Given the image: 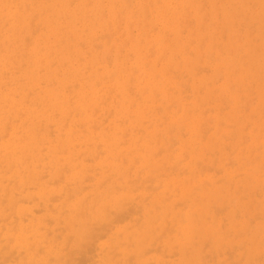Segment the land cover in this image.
Listing matches in <instances>:
<instances>
[{"label": "rangeland", "instance_id": "obj_1", "mask_svg": "<svg viewBox=\"0 0 264 264\" xmlns=\"http://www.w3.org/2000/svg\"><path fill=\"white\" fill-rule=\"evenodd\" d=\"M70 1L71 3H69ZM238 1L240 2L238 3ZM106 33L108 36L104 35ZM0 36V93H2L0 95V201L3 199L0 202V264H58V262L59 264H68V262L64 263L66 260L70 261L69 264H78V261H85L79 264H124L126 261L128 263L125 264H201L202 260L203 264H220L221 262V264H232L233 262H235L233 264H264V0H145V2L144 0H0ZM105 37L110 39L106 38V40ZM107 41L108 43H106ZM107 53L109 55L104 56ZM217 53L219 56H216ZM239 58L241 59L239 60ZM184 72L186 78L182 77L185 75ZM111 73L113 76L110 75ZM110 76L111 78H109ZM206 82L207 84H205ZM159 83L160 85H158ZM143 90L145 91L143 92ZM230 92L231 94H229ZM46 101L51 105H48ZM245 101L247 105L244 103ZM203 109L207 110L203 111ZM109 110L111 113L108 112ZM218 124L220 125L218 126ZM234 126L236 127L234 128ZM254 126L256 127L254 128ZM262 129L263 131H261ZM249 134L251 135L249 136ZM11 138L12 140L16 139L12 141ZM241 138L246 139L242 140ZM15 141L20 144L16 145ZM8 145L11 146L7 147ZM2 146H5L7 150ZM158 148L163 152H160ZM12 150H15L14 153L17 152V154H14ZM187 150H190V153ZM231 151L234 152L231 154ZM7 154L10 156L8 157ZM228 155H230L229 159H227ZM198 162L203 166L202 168L197 164ZM206 169L211 170L209 172ZM109 172L111 176H109ZM57 176L58 178H56ZM131 181H135L134 184ZM81 182L86 188L80 185ZM107 186L110 189L107 190L109 188ZM116 186L119 187V190ZM138 186L141 188L138 189ZM142 187H144V191ZM155 188L158 189L155 190ZM248 188L251 190L249 191ZM62 189L64 190L62 191ZM152 190L153 192H151ZM241 190L245 193H242ZM150 192L151 194H149ZM55 194H58V197ZM71 194L73 195L71 196ZM244 194L246 199L243 198ZM110 196H114V198ZM147 196L148 198H146ZM121 200L122 202H120ZM207 200H209L208 203ZM226 200L231 201V204ZM167 205L169 208L166 207ZM135 206L140 208L135 209ZM152 207L153 210H151ZM155 207L157 208L154 209ZM225 207L227 208L224 210ZM104 209L106 210L104 211ZM133 209L136 212H133ZM79 210L81 211L79 212ZM62 211L64 212L62 213ZM66 211L67 213H65ZM165 211L169 214L167 215ZM123 212L126 214L124 215ZM88 214H90L89 217ZM256 214L263 215V217L257 215V218ZM194 216L196 220H194ZM245 217V220H248L244 223ZM12 218H16V220ZM91 219L92 221H90ZM115 220L117 223L113 224ZM69 224L71 225L68 226ZM80 224H83L82 227H85L86 230ZM186 224H190L191 229H188L189 226L187 227ZM16 225L20 228L15 227ZM106 225H109L110 228ZM135 225L136 227H134ZM170 226L171 229H169ZM82 229L84 231L81 234L82 238L76 240L78 236L80 237L78 232H82ZM98 230L100 235L102 233L100 236L102 239L98 238ZM31 231H33V235L34 232L35 234L38 232L36 236L34 235V240H32L34 236L29 235V232L32 233ZM90 232L95 233L91 234ZM86 234L92 235L90 236L92 240L89 237L86 239ZM23 235L31 239L27 237L28 240H26ZM161 235H164L163 240ZM237 235L239 236L237 237ZM19 236L21 242L18 244ZM84 238L88 242L83 240ZM186 238L188 239L186 240ZM79 240L80 242H78ZM175 240L176 242H174ZM25 241L27 244L31 243L30 246H26ZM206 241L208 242L206 243ZM6 243L13 245H7L8 248ZM15 245L16 248L20 247L16 249ZM32 245L33 249H29V253L27 250ZM21 246H23L22 248L27 247V250L21 249ZM136 246H138L137 249ZM43 247L46 252L43 251ZM115 247L118 249L115 250ZM10 248L15 250L11 251ZM38 248L43 249L39 250ZM86 248L88 249L87 254L84 252ZM164 248H166L165 251ZM208 249L213 252L211 253ZM16 250H20L22 253L20 251L15 253ZM36 250L41 251L38 252V256L35 255ZM32 251H34L32 255L37 256L36 259L31 255ZM108 251H113V253ZM228 251L232 255L228 253V256ZM75 252L76 254H74ZM4 253H8L7 256L5 254L6 258L9 256L7 261L6 258L2 259L5 256L1 254ZM24 253L27 254V257ZM200 256L202 257L200 258ZM80 257L82 260H79ZM258 257L260 258L258 259ZM225 258L226 260H224ZM10 260L11 262H9ZM212 260H215L214 263Z\"/></svg>", "mask_w": 264, "mask_h": 264}, {"label": "bare ground", "instance_id": "obj_2", "mask_svg": "<svg viewBox=\"0 0 264 264\" xmlns=\"http://www.w3.org/2000/svg\"><path fill=\"white\" fill-rule=\"evenodd\" d=\"M129 1H130V0H129ZM144 2H145V0H144ZM213 2H214V1H213ZM219 2H220V1H219ZM239 2H240V1H238V3H239ZM69 3H71V1H70ZM69 3H68V4H69ZM89 3H90V2H89ZM156 3H157V2H156ZM243 3H244V2H243ZM101 4H102V3H101ZM127 4H128V2H127ZM127 4H126V5H127ZM201 4H202V3H201ZM214 4H215V3H214ZM24 5H25V4H24ZM86 5H87V4H86ZM139 5H140V4H139ZM212 5H213V4H212ZM231 5H232V4H231ZM241 5H243V4H241ZM251 5H252V4H251ZM100 6H101V5H100ZM158 6H159V5H158ZM164 6H165V5H164ZM198 6H199V5H198ZM103 7H104V6H103ZM126 7H127V6H126ZM128 7H129V5H128ZM124 8H125V7H124ZM138 8H139V7H138ZM199 8H200V7H199ZM224 8H225V7H224ZM47 9H48V8H47ZM127 9H128V8H127ZM127 9H126V10H127ZM143 9H144V8H143ZM167 9H168V8H167ZM130 10H131V9H130ZM163 10H164V9H163ZM214 10H215V9H214ZM249 10H250V9H249ZM26 11H27V10H26ZM140 11H141V10H140ZM197 11H198L197 13H199V10H197ZM41 12H42V11H41ZM85 12H86V11H85ZM112 12H113V11H112ZM116 12H117V11H116ZM206 13H207V12H206ZM22 14H23V13H22ZM41 14H42V13H41ZM108 14H109V12H108ZM140 14H141V13H140ZM145 14H146V13H145ZM234 14H235V13H234ZM246 14H247V13H246ZM35 15H37V14H35ZM198 15H199V14H198ZM3 17H4V16H3ZM115 17H116V16H115ZM131 17H132V15H131ZM185 17H186V16H185ZM33 18H34V17H33ZM99 18H100V17H99ZM35 19H36V18H35ZM126 19H127V18H126ZM145 19H146V18H145ZM194 19H195V18H194ZM197 19H199V18H197ZM202 19H203V18H202ZM1 20H2V19H1ZM199 20H200V19H199ZM131 21H132V20H131ZM213 21H214V20H213ZM213 21H212V22H213ZM30 22H31V21H30ZM201 22H202V21H201ZM216 22H217V21H216ZM218 22H219V21H218ZM202 23H203V22H202ZM214 23H215V22H214ZM235 23H236V22H235ZM242 23H243V22H242ZM129 24H130V23H129ZM197 24H198V23H197ZM200 24H201V23H200ZM200 24H199V25H200ZM248 24H249V23H248ZM5 25H6V24H5ZM29 25H31V24H29ZM141 25H142V24H141ZM149 25H150V24H149ZM222 25H223V24H222ZM228 25H229V24H228ZM231 25H232V24H231ZM244 25H245V24H244ZM3 26H4V25H3ZM37 26H39V25H37ZM139 26H140V25H139ZM143 26H144V25H143ZM168 26H169V25H168ZM223 26H224V25H223ZM255 26H256V25H255ZM126 27H127V26H126ZM172 27H173V26H172ZM208 27H209V26H208ZM232 27H233V26H232ZM239 27H240V26H239ZM251 27H252V25H251ZM2 28H3V27H2ZM29 28H30V27H29ZM145 28H146V27H145ZM145 28H144V30H145ZM185 28H186V27H185ZM185 28H184V30H185ZM214 28H215V27H214ZM214 28H213V29H214ZM244 28H245V27H244ZM249 28H250V27H249ZM258 28H259V27H258ZM34 29H35V28H34ZM41 29H42V28H41ZM153 29H154V28H153ZM186 29H187V28H186ZM215 29H216V28H215ZM250 29H251V28H250ZM199 30H200V29H199ZM232 30H233V29H232ZM247 30H248V29H247ZM42 31H43V29H42ZM127 31H128V30H127ZM180 31H181V30H180ZM180 31H179V32H180ZM182 31H183V30H182ZM200 31H201V30H200ZM248 31H249V30H248ZM253 31H254V30H253ZM22 32H23V31H22ZM35 32H36V30H35ZM128 32H129V31H128ZM184 32H185V31H184ZM191 32H192V30H191ZM226 32H227V31H226ZM249 32H250V31H249ZM85 33H86V32H85ZM164 33H166V32H164ZM245 33H246V32H245ZM218 34H219V32H218ZM30 35H31V33H30ZM104 35H105V36H108L107 33L104 34ZM104 35H103V36H104ZM139 35H140V34H139ZM145 35H146V34H145ZM164 35H165V34H164ZM197 35H198V34H197ZM109 36H110V35H109ZM111 36H112V35H111ZM146 36H147V35H146ZM188 36H189V35H188ZM0 37H1V36H0ZM68 37H70V36H68ZM141 37H142V36H141ZM141 37H140V38H141ZM228 37H230V36H228ZM26 38H28V37H26ZM106 38H109V37H105V39H106ZM146 38H147V37H146ZM213 38H214V37H213ZM219 38H220V37H219ZM247 38H248V36H247ZM69 39H71V38H69ZM100 39H101V38H100ZM102 39H103V38H102ZM109 39H110V38H109ZM114 39H116V38H114ZM138 39H139V38H138ZM106 40H107V39H106ZM132 40H133V39H132ZM253 40H254V39H253ZM29 41H30V40H29ZM95 41H96V40H95ZM258 41H259V40H258ZM16 42H17V41H16ZM24 42H25V41H24ZM89 42H90V41H89ZM130 42H131V40H130ZM148 42H149V41H148ZM148 42H147V43H148ZM220 42H221V41H220ZM263 42H264V41H263ZM27 43H28V42H27ZM27 43H26V44H27ZM106 43H108V41H107ZM106 43H105V44H106ZM133 43H134V41H133ZM138 44H139V43H138ZM78 45H79V44H78ZM81 45H83V44H81ZM92 45H93V44H92ZM94 45H95V44H94ZM207 45H208V44H207ZM230 45H231V44H230ZM79 46H80V45H79ZM97 46H98V45H97ZM97 46H96V47H97ZM152 46H154V45H152ZM152 46H151V47H152ZM223 46H224V45H223ZM23 47H24V46H23ZM119 47H120V46H119ZM184 47H185V46H184ZM211 47H212V45H211ZM175 48H176V47H175ZM209 48H210V47H209ZM228 48H229V47H228ZM236 48H238V47H236ZM253 48H254V47H253ZM253 48H252V49H253ZM173 49H174V48H173ZM210 49H211V48H210ZM238 49H239V48H238ZM263 49H264V48H263ZM95 50H96V49H95ZM97 50H98V49H97ZM99 50H100V49H99ZM111 50H112V49H111ZM118 50H119V49H118ZM147 50H148V49H147ZM185 50H186V49H185ZM207 50H208V48L206 49V51H207ZM178 51H179V50H178ZM209 51H210V50H209ZM233 51H234V50H233ZM235 51H236V49H235ZM235 51H234V52H235ZM259 51H260V50H259ZM110 52H111V51H110ZM118 52H120V51H118ZM217 52H218V50H217ZM225 52H226V51H225ZM228 52H229V51H228ZM236 52H237V51H236ZM176 53H177V52H176ZM184 53H185V52H184ZM198 53H199V52H198ZM237 53H238V52H237ZM128 54H129V53H128ZM128 54H127V56H128ZM150 54H152V53H150ZM177 54H178V53H177ZM210 54H211V53H210ZM217 54H218V53H217ZM222 54H223V53H222ZM226 54H227V53H226ZM261 54H262V53H261ZM107 55H109V53H107V54L104 55V56H107ZM145 55H146V54H145ZM178 55H179V54H178ZM235 55H236V54H235ZM241 55H242V54H241ZM241 55H240V56H241ZM116 56H117V55H116ZM116 56H115V57H116ZM127 56H125V57H127ZM150 56H152V55H150ZM216 56H219V54L216 55ZM223 56H224V55H223ZM254 56H255V55H254ZM48 57H49V56H48ZM128 57H129V56H128ZM181 57H182V56H181ZM195 57H196V56H195ZM195 57H194V58H195ZM232 57H233V56H232ZM232 57H231V58H232ZM16 58H17V57H16ZM104 58H105V57H104ZM129 58H131V57H129ZM182 58H184V57H182ZM234 58H235V57H234ZM31 59H32V57H31ZM116 59H117V57H116ZM199 59H200V58H199ZM199 59H198V60H199ZM240 59H241V58H239V60H240ZM250 59H251V58H250ZM260 59H261V58H260ZM101 60H102V58H101ZM124 60H125V59H124ZM143 60H144V59H143ZM194 60H195V59H194ZM216 60H217V59H216ZM224 60H225V59H224ZM234 60H235V59H234ZM102 61H103V63H105L104 60H102ZM117 61H118V60H117ZM196 61H197V60H196ZM199 61H200V60H199ZM253 61H254V60H253ZM41 62H43V61H41ZM124 62H125V61H124ZM148 62H149V61H148ZM185 62H186V60H185ZM146 63H147V62H146ZM149 63H150V62H149ZM178 63H180V62H178ZM253 63H254V62H253ZM30 64H31V62H30ZM107 64H108V62H107ZM185 64H186V63H185ZM217 64H218V63H217ZM233 64H234V63H233ZM236 64H237V63H236ZM255 64H256V63H255ZM14 65H15V64H14ZM62 65H63V64H62ZM124 65H125V64H124ZM175 65H176V64H175ZM196 65H197V64H196ZM250 65H251V64H250ZM32 66H33V65H32ZM32 66H31V67H32ZM131 66H132V65H131ZM173 66H174V65H173ZM177 66H178V65H177ZM192 67H193V66H192ZM133 68H134V67H133ZM173 68H174V67H173ZM193 68H194V67H193ZM247 68H248V67H247ZM88 69H89V68H88ZM130 69H131V67H130ZM219 69H220V68H219ZM219 69H218V70H219ZM132 70L134 71V69H132ZM189 70H190V69H189ZM189 70H188V71H189ZM234 70H235V69H234ZM249 70H250V69H249ZM96 71H97V70H96ZM121 71H122V70H121ZM123 71H124V69H123ZM176 71H177V70H176ZM193 71H194V70H193ZM86 72H87V71H86ZM113 72H115V71H113ZM139 72H140V70H139ZM178 72H179V71H178ZM185 72H186V71H185ZM185 72H184V74H185ZM172 73H173V72H172ZM217 73H218V72H217ZM91 74H92V73H91ZM218 74H219V73H218ZM3 75H4V74H3ZM110 75L113 76L112 73H111ZM193 75H194V74H193ZM256 75H257V74H256ZM6 76H7V75H6ZM111 76H110L109 78H111ZM185 76H186V74H185L184 76H182V77H185ZM194 76H195V75H194ZM182 77H181V78H182ZM185 78H186V77H185ZM188 78H189V77H188ZM193 78H194V77H193ZM258 78H259V77H258ZM117 79H118V78H117ZM129 79H130V77H129ZM142 79H143V78H142ZM102 80H103V79H102ZM133 80H134V79H133ZM182 80H184V79L182 78ZM243 80H244V79H243ZM258 80H260V79H258ZM258 80H257V81H258ZM255 81H256V80H255ZM242 82H243V81H242ZM263 82H264V81H263ZM127 83H130V82H127ZM251 83H252V82H251ZM97 84H98V83H97ZM97 84H96V85H97ZM205 84H207V82H206ZM237 84H238V83H237ZM241 84H242V83H241ZM259 84H260V82H259ZM259 84H258V86H259ZM6 85H7V84H6ZM53 85H54V83H53ZM94 85H95V84H94ZM158 85H160V83H159ZM202 85H203V84H202ZM7 86H8V85H7ZM128 86H129V84H128ZM180 86H181V85H180ZM67 87H68V86H67ZM176 87H177V86H176ZM202 87H203V86H202ZM205 87H206V86H205ZM249 87H250V86H249ZM65 88H66V87H65ZM69 88H70V86H69ZM72 88H73V87H72ZM203 88H204V87H203ZM144 89H145V88H144ZM153 89H154V88H153ZM178 89H179V88H178ZM210 89H211V88H210ZM87 90H88V89H87ZM176 90H177V89H176ZM180 90L182 91V88H181V87H180ZM198 90H199V89H198ZM224 90H225V89H224ZM263 90H264V89H263ZM144 91H145V90H143V92H144ZM231 91H232V90H231ZM246 91H247V90H246ZM45 92H46V91H45ZM47 92H48V91H47ZM143 92H142V93H143ZM154 92H155V91H154ZM174 92H175V91H174ZM236 92H237V91H236ZM8 93H9V92H8ZM28 93H29V92H28ZM42 93H44V92H42ZM50 93H51V92H50ZM107 93H108V92H107ZM159 93H160V92H159ZM180 93H181V92H180ZM182 93H183V92H182ZM248 93H249V92H248ZM1 94H2V93H0V95H1ZM47 94H48V93H47ZM169 94H170V93H169ZM229 94H231V92H230ZM48 95H49V94H48ZM77 95H78V94H77ZM251 95H252V94H251ZM9 96H10V95H9ZM63 96H64V95H63ZM115 96H117V95H115ZM152 96H153V95H152ZM155 96H157V95H155ZM155 96H154V97H155ZM158 96H159V95H158ZM169 96H170V95H169ZM173 96H174V94H173ZM190 96H192V95H190ZM190 96H189V97H190ZM236 96H237V95H236ZM249 96H250V95H249ZM0 97H1V96H0ZM27 97H28V96H27ZM48 97H49V96H48ZM76 97H77V96H76ZM123 97H124V96H123ZM133 97H135V96H133ZM182 97H183V96H182ZM186 97H187V96H186ZM207 97H208V96H207ZM220 97H221V96H220ZM220 97H219V98H220ZM45 98H46V97H45ZM58 98H59V97H58ZM117 98H118V97H117ZM208 98H209V97H208ZM251 98H252V97H251ZM59 99H60V98H59ZM59 99H58V100H59ZM152 99H153V97H152ZM160 99H161V98H160ZM173 99H174V98H173ZM253 99H254V98H253ZM253 99H252V101H253ZM44 100H46V99H44ZM104 100H105V99H104ZM126 100H127V99H126ZM209 100H210V99H209ZM216 100H217V99H216ZM219 100H220V99H219ZM225 100H226V99H225ZM246 100H247V99H246ZM248 100H249V99H248ZM63 101H64V100H63ZM67 101H68V100H67ZM106 101H107V100H106ZM148 101H149V100H148ZM148 101H147V102H148ZM158 101H159V100H158ZM214 101H215V100H214ZM231 101H232V100H231ZM240 101H242V100H240ZM240 101H239V102H240ZM252 101H250V102H252ZM44 102H45V101H44ZM160 102H161V101H160ZM211 102H212V101H211ZM26 103H27V102H26ZM46 103H48V102L46 101ZM51 103H52V102H51ZM59 103H61V102H59ZM62 103L64 104V102H62ZM169 103H170V102H169ZM171 103H172V102H171ZM173 103H174V101H173ZM208 103H209V102H208ZM215 103H216V102H215ZM230 103H231V102H230ZM244 103H246V101H245ZM7 104H8V103H7ZM117 104H118V103H117ZM219 104H220V103H219ZM225 104H226V103H225ZM228 104H229V102H228ZM239 104H240V103H239ZM48 105H51V104L48 103ZM205 105H206V104H205ZM246 105H247V103H246ZM45 106H46V105H45ZM131 106H132V105H131ZM138 106L140 107V105H138ZM168 106H169V105H168ZM171 106H172V105H171ZM171 106H170V107H171ZM238 106H240V105H238ZM62 107H63V105H62ZM62 107H61V108H62ZM68 107H69V106H68ZM166 107H167V106H166ZM206 107H207V106H206ZM223 107H224V106H223ZM240 107H241V106H240ZM242 107H243V106H242ZM36 108H37V107H36ZM48 108H49V106H48ZM65 108H66V107H65ZM156 108H157V107H156ZM156 108H155V109H156ZM238 108H239V107H238ZM261 108H262V107H261ZM49 109H50V108H49ZM63 109H64V107H63ZM68 109H69V108H68ZM157 109H158V108H157ZM194 109H195V108H194ZM213 109H214V108H213ZM218 109H219V108H218ZM246 109H247V108H246ZM158 110H160V109H158ZM204 110H207V109H203V111H204ZM210 110H211V109H210ZM243 110H244V109H243ZM259 110H260V109H259ZM12 111H13V110H12ZM33 111H34V110H33ZM35 111H36V110H35ZM111 111H112V110H111ZM161 111H162V110H161ZM161 111H160V112H161ZM176 111H177V110H176ZM211 111H212V110H211ZM211 111H210V112H211ZM221 111H222V110H221ZM60 112H61V111H60ZM60 112H59V113H60ZM77 112H78V111H77ZM94 112H95V111H94ZM108 112H110V110H109ZM134 112H135V111H134ZM177 112H178V111H177ZM177 112H176V113H177ZM213 112H214V111H213ZM233 112H234V111H233ZM243 112H244V111H243ZM13 113H14V112H13ZM22 113H23V112H22ZM44 113H45V112H44ZM46 113H47V112H46ZM110 113H111V112H110ZM116 113H117V112H116ZM116 113H115V114H116ZM121 113H122V111H121ZM161 113H162V112H161ZM218 113H220V112H218ZM234 113H235V112H234ZM255 113H256V112H255ZM260 113H261V112H260ZM32 114H33V113H32ZM35 114H36V113H34L33 115H35ZM133 114H134V113H133ZM203 114H204V112H203ZM231 114H232V112H231ZM235 114H236V113H235ZM251 114H252V113H251ZM256 114H257V113H256ZM19 115H21V114L19 113ZM60 115H62V114L60 113ZM94 115H95V114H94ZM109 115H111V114H109ZM233 115H234V114H233ZM252 115H253V114H252ZM252 115H251V117H252ZM259 115H260V114H259ZM17 116H18V115H17ZM75 116H76V115H75ZM182 116H183V115H182ZM249 116H250V115H249ZM106 117H107V116H106ZM185 117H186V116H185ZM224 117H225V116H224ZM253 117H254V116H253ZM261 117H262V115H261ZM263 117H264V116H263ZM20 118H21V117H20ZM108 118H109V117H108ZM163 118H164V117H163ZM62 119H63V118H62ZM178 119H179V118H178ZM71 120H72V119H71ZM101 120H102V119H101ZM180 120H181V119H180ZM227 120H228V119H227ZM76 121H77V120H76ZM121 121H122V120H121ZM124 121H125V120H124ZM167 121H168V119H167ZM211 121H212V120H211ZM219 121H220V120H219ZM228 121H229V120H228ZM122 122H123V121H122ZM180 122H181V121H180ZM24 123H25V122H24ZM24 123H23V124H24ZM116 123H117V122H116ZM120 123H121V122H120ZM219 123L221 124V122H219ZM259 123H260V122H259ZM76 124H77V123H76ZM92 124H94V123H92ZM123 124H124V122H123ZM163 124H164V123H163ZM220 124H218V126H219ZM244 124H246V123H244ZM260 124H261V123H260ZM239 125H240V124H239ZM250 125H251V124H250ZM50 126H51V125H50ZM173 126H174V124H173ZM62 127H63V126H62ZM119 127H120V125H119ZM232 127H233V126H232ZM232 127H231V130H232ZM235 127H236V126H234V128H235ZM245 127H246V126H245ZM250 127H251V126H250ZM255 127H256V126H254V128H255ZM262 127H263V126H262ZM1 128H2V127H1ZM3 128H5V127H3ZM39 128H40V127H39ZM82 128H83V127H82ZM149 128H150V127H149ZM171 128H173V127H171ZM178 128H179V127H178ZM239 128H240V127H239ZM252 128H253V127H252ZM18 129H19V128H18ZM48 129H49V128H48ZM57 129H58V128H57ZM64 129H65V128H64ZM79 129H81V128H79ZM95 129H96V127H95ZM97 129H98V128H97ZM153 129H154V128H153ZM167 129H168V128H167ZM176 129H177V128H176ZM176 129H175V131H176ZM179 129L181 130V128H179ZM208 129H209V127H208ZM5 130H6V129H5ZM49 130H50V129H49ZM60 130H61V129H60ZM62 130H63V129H62ZM186 130H187V129H186ZM217 130H218V129H217ZM103 131H104V130H103ZM200 131H202V130H200ZM200 131H199V132H200ZM234 131H235V130H234ZM239 131H240V130H239ZM242 131H243V130H242ZM252 131H253V130H252ZM261 131H263V129H262ZM261 131H260V132H261ZM38 132H39V131H38ZM81 132H82V131H81ZM112 132H113V131H112ZM133 132H134V131H133ZM168 132H169V131H168ZM176 132H177V131H176ZM186 132H187V131H186ZM186 132H185V133H186ZM228 132H229V131H228ZM232 132H233V131H232ZM52 133H55V132H52ZM59 133H60V131H59ZM74 133H75V132H74ZM195 133H196V132H195ZM68 134H69V133H68ZM87 134H88V133H87ZM106 134H107V133H106ZM167 134H168V133H167ZM171 134H172V133H171ZM174 134H175V132H174ZM174 134H173V135H174ZM201 134H202V133H201ZM232 134H233V133H232ZM122 135H124V134H122ZM176 135H177V133H176ZM250 135H251V134H249V136H250ZM22 136H23V135H22ZM62 136H63V135H62ZM126 136H127V135H126ZM126 136H124V137H126ZM165 136H166V135H165ZM197 136H198V135H197ZM197 136H196V137H197ZM199 136H200V135H199ZM236 136H237V135H236ZM46 137H47V136H46ZM60 137H61V136H60ZM157 137H158V136H157ZM168 137H169V136H168ZM168 137H167V138H168ZM200 137H202V136H200ZM233 137H234V136H233ZM80 138H81V137H80ZM160 138H161V137H160ZM171 138H172V137H171ZM181 138H182V137H181ZM190 138H191V137H190ZM211 138H212V137H211ZM222 138H223V137H222ZM259 138H260V137H259ZM13 139H14V138H13ZM15 139H16V138H15ZM15 139H14V140H15ZM133 139H134V138H133ZM162 139L164 140V137H162ZM173 139H174V138H173ZM233 139H235V138H233ZM233 139H232V140H233ZM241 139H242V138H241ZM244 139H246V138H244ZM244 139H242V140H244ZM11 140H12V138H11ZM14 140H12V141H14ZM152 140H153V139H152ZM160 140H161V139H160ZM202 140H203V139H202ZM255 140H256V138H255ZM19 141H20V138H19ZM59 141H60V140H59ZM113 141H114V140H113ZM155 141H156V140H155ZM166 141H169V140H166ZM170 141H172V140L170 139ZM170 141H169V142H170ZM184 141H185V140H184ZM247 141H248V140H247ZM6 142H7V141H6ZM21 142H22V141H21ZM63 142H64V141H63ZM218 142H219V140H218ZM244 142H245V141H244ZM10 143H11V141H10ZM12 143L14 144V142H12ZM15 143H16V145H17V144H20L19 142L17 143L16 141H15ZM51 143H52V142H51ZM65 143H66V142H65ZM155 143H156V142H155ZM166 143H167V142H166ZM213 143H214V142H213ZM241 143H242V141H241ZM241 143H240V144H241ZM245 143H246V142H245ZM245 143H244V144H245ZM255 143H257V142H255ZM2 144H3V143H2ZM111 144H112V143H111ZM117 144H118V143H117ZM124 144H126V143H124ZM124 144H123V145H124ZM232 144H233V143H232ZM3 145H4V144H3ZM5 145H7V144L5 143ZM16 145H15V146H16ZM28 145H29V144H28ZM43 145H44V144H43ZM119 145H120V144H119ZM170 145H171V144H170ZM10 146H11V145H10ZM10 146L8 145L7 147H10ZM26 146H27V145H26ZM95 146H96V145H95ZM102 146H103V145H102ZM150 146H151V145H150ZM167 146H168V145H167ZM256 146H257V145H256ZM2 147H5V146H2ZM2 147H1V149H2ZM22 147H23V145H22ZM53 147H54V146H53ZM61 147H62V146H61ZM76 147H78V146H76ZM87 147H88V146H87ZM99 147H101V146H99ZM117 147H118V146H117ZM136 147H137V146H136ZM188 147H189V146H188ZM227 147H228V146H227ZM231 147H232V146H231ZM12 148H14V147H12ZM23 148H24V147H23ZM64 148H65V146H64ZM69 148H70V147H69ZM69 148H68V149H69ZM80 148H81V146H80ZM95 148H96V147H95ZM166 148H167V147H166ZM259 148H260V147H259ZM5 149L7 150L6 147H5ZM5 149H4V151H5ZM42 149H43V148H42ZM90 149H91V148H90ZM149 149H150V148H149ZM262 149H263V148H262ZM8 150H9V149H8ZM10 150H11V148H10ZM10 150H9V151H10ZM19 150H21V149H19ZM66 150H67V148H66ZM96 150H97V148H96ZM108 150H109V149H108ZM137 150H138V149H137ZM158 150H159V148H158ZM165 150H167V149H165ZM168 150H169V149H168ZM211 150H212V149H211ZM216 150H218V149H216ZM234 150H235V149H234ZM260 150H261V149H260ZM263 150H264V149H263ZM12 151H13V150H12ZM14 151H15V150H14ZM14 151H13V153H14ZM35 151H36V150H35ZM38 151H39V150H38ZM50 151H51V150H50ZM67 151H68V150H67ZM159 151H160V152H163V151H161V150H159ZM171 151H172V150H171ZM187 151L189 152L190 150H187ZM226 151H228V150H226ZM258 151H259V150H258ZM261 151H262V150H261ZM10 152H11V151H10ZM18 152H19V151H18ZM46 152H47V151H46ZM63 152H64V151H63ZM63 152H62V153H63ZM76 152H78V151H76ZM88 152H89V151H88ZM91 152H92V151H91ZM157 152H158V151H157ZM166 152H167V151H166ZM211 152H212V151H211ZM233 152H234V151H233ZM233 152L231 151V154H232ZM37 153H39V152H37ZM84 153H85V151H84ZM98 153H99V151H98ZM105 153H106V152H105ZM121 153H122V152H121ZM151 153H152V151H151ZM172 153H173V151H172ZM189 153H190V152H189ZM213 153H214V152H213ZM213 153H211V154H213ZM227 153H229V152H227ZM3 154H4V152H3ZM11 154H12V153H10V155H11ZM14 154H17V152L14 153ZM96 154H97V152L95 153V155H96ZM100 154H102V153H100ZM100 154H99V156H100ZM122 154H123V153H122ZM156 154H157V153H156ZM159 154H160V153H159ZM159 154H158V155H159ZM214 154H215V153H214ZM222 154H223V153H222ZM10 155H9V156H10ZM12 155H13V154H12ZM57 155H58V154H57ZM131 155H132V154H131ZM244 155H246V154H244ZM260 155H261V154H260ZM260 155H259V156H260ZM3 156H4V155H3ZM7 156H8V154H7ZM9 156H8V157H9ZM14 156H15V155H14ZM14 156H13V157H14ZM19 156H20V154H19ZM36 156H37V155H36ZM46 156H47V155H46ZM76 156H77V155H76ZM85 156H86V155H85ZM88 156H89V155H88ZM120 156H121V155H120ZM183 156H184V155H183ZM210 156H211V155H210ZM219 156H220V155H219ZM219 156H218V157H219ZM221 156H222V155H221ZM229 156H230V155L227 156V157H228L227 159H229ZM15 157H16V156H15ZM28 157H29V156H28ZM121 157H122V156H121ZM123 157H124V156H123ZM152 157H153V156H152ZM184 157H185V156H184ZM243 157H244V156H243ZM18 158H19V157H18ZM31 158H32V157H31ZM70 158H71V157H70ZM88 158H89V157H88ZM93 158L95 159L94 156H93ZM96 158H97V156H96ZM117 158H118V157H117ZM182 158H183V157H182ZM186 158H187V157H186ZM224 158H225V157H224ZM231 158H232V157H231ZM48 159H49V158H48ZM55 159H56V157H55ZM94 159H93V160H94ZM135 159H136V158H135ZM175 159H176V158H175ZM197 159H198V158H197ZM205 159H206V158H205ZM205 159H204V160H205ZM215 159H216V158H215ZM221 159H222V158H221ZM8 160H9V159H8ZM16 160H17V159H16ZM20 160H22V159L20 158ZM20 160H19V161H20ZM28 160H29V159H28ZM31 160H32V159H31ZM41 160H42V159H41ZM65 160H68V159H65ZM73 160H74V159H73ZM115 160H116V158H115ZM133 160H134V159H133ZM165 160H166V159H165ZM182 160H183V159H182ZM231 160H232V159H231ZM236 160H238V159L236 158ZM236 160H235V161H236ZM251 160H252V159L250 158V161H251ZM5 161H6V160H5ZM19 161H18V162H19ZM26 161H27V159H26ZM44 161H45V160H44ZM46 161H47V160H46ZM83 161H84V160H83ZM94 161H95V160H94ZM134 161H135V160H134ZM167 161H168V160H167ZM213 161H214V160H213ZM228 161H229V160H228ZM232 161H233V160H232ZM242 161H243V160H242ZM3 162H4V161H3ZM57 162H58V160H57ZM116 162H117V161H116ZM121 162H123V161H121ZM132 162H133V161H132ZM135 162H136V161H135ZM179 162H180V161H179ZM209 162H210V160H209ZM211 162H212V160H211ZM220 162H221V161H220ZM230 162H231V161H230ZM243 162H244V161H243ZM49 163H51V162H49ZM58 163H59V162H58ZM65 163H66V162H65ZM107 163H108V162H107ZM133 163H134V162H133ZM156 163H157V162H156ZM177 163H178V162H177ZM185 163H186V162H185ZM225 163H226V162H225ZM17 164H18V163H17ZM47 164H48V163H47ZM62 164H63V163H62ZM92 164H93V163H92ZM167 164H168V163H167ZM190 164H191V163H190ZM197 164L200 165L201 168L203 167L201 164H199V162H198ZM232 164H233V163H232ZM243 164H244V163H243ZM245 164H246V163H245ZM247 164H248V163H247ZM51 165H52V164H51ZM77 165H78V164H77ZM108 165H109V164H108ZM121 165H122V164H121ZM121 165H120V166H121ZM225 165H226V164H225ZM229 165H231V164H229ZM68 166H69V164H68ZM83 166H84V165H83ZM106 166H107V165H106ZM162 166H163V168H164V165H162ZM211 166H212V164H211ZM223 166H224V165H223ZM247 166H248V165H247ZM53 167H54V166H53ZM77 167H78V166H77ZM115 167H116V165H115ZM195 167H196V166H195ZM205 167H206V166H205ZM205 167H204V168H205ZM260 167H261V166H260ZM42 168H43V167H42ZM55 168H56V167H55ZM118 168H119V167H118ZM173 168H174V167H173ZM201 168H200V170L203 172V170H202ZM207 168H209V167H207ZM27 169H29V168H27ZM45 169H46V168H45ZM73 169H74V168H73ZM101 169H102V168H101ZM107 169H108V168H107ZM107 169H106V170H107ZM119 169H120V168H119ZM129 169H130V167H129ZM129 169H127V170H129ZM164 169H165V168H164ZM216 169H217V167H216ZM47 170H48V169H47ZM59 170H60V169H59ZM91 170H92V169H91ZM106 170H105V172H106ZM110 170H111V169H110ZM200 170H198V171H200ZM204 170H205V169H204ZM207 170H208V169H206V171H207ZM210 170H211V169H210ZM210 170H208V171L210 172ZM22 171H23V170H22ZM139 171H140V170H139ZM141 171H142V169H141ZM165 171H166V170H165ZM175 171H176V170H175ZM182 171H184V170H182ZM19 172H20V171H19ZM41 172H42V171H41ZM125 172H126V171H125ZM136 172H137V171H136ZM151 172H153V171H151ZM250 172H251V171H250ZM55 173H56V172H55ZM61 173H62V172H61ZM61 173H59V174H61ZM66 173H67V172H66ZM118 173H119V170H118ZM184 173H185V172H184ZM251 173H253V172H251ZM110 174H111V173L109 172V176H111ZM113 174H114V173H113ZM119 174H120V173H119ZM119 174H117V175H119ZM179 174H180V173H179ZM20 175H21V174H20ZM45 175H46V174H45ZM61 175H62V174H61ZM131 175H132V174H131ZM137 175H138V174H137ZM190 175H191V174H190ZM190 175H189V176H190ZM194 175H195V174H194ZM198 175H200V173H198ZM219 175H220V173H219ZM252 175H253V174H252ZM40 176H41V175H40ZM42 176H43V175H42ZM53 176H54V175H53ZM82 176H83V175H82ZM85 176H86V175H85ZM146 176H147V175H146ZM46 177H47V176H46ZM87 177H88V176H87ZM90 177H91V176H90ZM93 177H94V176H93ZM107 177H108V176H107ZM118 177H119V179H121L120 176H118ZM124 177H125V175H124ZM128 177H129V176H128ZM137 177H138V176H137ZM161 177H164V175H163V176L161 175ZM235 177H236V176H235ZM253 177H254V176H253ZM23 178H24V177H23ZM37 178H38V177H37ZM56 178H58V176H57ZM61 178H62V177H61ZM88 178H89V177H88ZM88 178H87V179H88ZM223 178H224V177H223ZM14 179H15V178H14ZM43 179H44V178H43ZM108 179H109V178H108ZM161 179H162V178H161ZM256 179H257V178H256ZM38 180H39V179H38ZM51 180H52V179H51ZM56 180H57V179H56ZM56 180H54V181H56ZM65 180H66V178H65ZM68 180H69V179H68ZM89 180H90V179H89ZM95 180H96V179H95ZM109 180H110V179H109ZM115 180H116V179H115ZM117 180H118V178H117ZM125 180H126V179H125ZM133 180H134V178H133ZM149 180H150V179H149ZM151 180H152V179H151ZM219 180H220V179H219ZM219 180H218V181H219ZM221 180H222V179H221ZM226 180H228V179L226 178ZM245 180H246V179H245ZM4 181H5V180H4ZM45 181H46V180H45ZM60 181L62 182V180H60ZM69 181H70V180H69ZM83 181H85V180H83ZM86 181H87V180H86ZM107 181H108V180H107ZM147 181H148V180H147ZM161 181H162V180H161ZM213 181H214V180H213ZM247 181H248V179H247ZM253 181H254V180H253ZM9 182H10V180H9ZM15 182H16V181H15ZM51 182H52V181H51ZM58 182H59V181H58ZM66 182H67V180H66ZM71 182L73 183V180H72ZM75 182H76V181H75ZM89 182H90V181H89ZM129 182H130V181H129ZM131 182H132V181H131ZM133 182H135V181H133ZM133 182H132V183H133ZM143 182H144V181H143ZM219 182H220V181H219ZM243 182H244V181H243ZM248 182H249V181H248ZM254 182H255V181H254ZM11 183H12V182H11ZM27 183H28V182H27ZM52 183H54V182H52ZM55 183H56V182H55ZM55 183H54V184H55ZM62 183H63V182H62ZM79 183H80V182H79ZM94 183H95V182H94ZM102 183H103V182H102ZM112 183H113V182H112ZM124 183H125V182H124ZM127 183H128V182H127ZM157 183H158V182H157ZM185 183H186V182H185ZM213 183H214V182H213ZM249 183H250V182H249ZM7 184H8V183H7ZM29 184H30V183H29ZM46 184H47V183H46ZM50 184H51V183H50ZM54 184H53V185H54ZM64 184H66V183H64ZM75 184H76V183H75ZM133 184H134V183H133ZM154 184H155V183H154ZM158 184H159V183H158ZM164 184L167 185L166 183H164ZM205 184H206V183H205ZM210 184H211V183H210ZM226 184H227V183H226ZM226 184H225V185H226ZM13 185H14V184H13ZM25 185H26V184H25ZM25 185H24V187H25ZM43 185H44V184H43ZM48 185H49V183H48ZM48 185H47V186H48ZM60 185H61V184H60ZM67 185H69V184H67ZM73 185H74V184H73ZM80 185H82V182H81ZM96 185H97V184H96ZM98 185H99V184H98ZM122 185H123V184H122ZM136 185H137V184H136ZM159 185H160V184H159ZM161 185L163 186V184H161ZM206 185L208 186V184H206ZM262 185H263V183H262ZM34 186H35V184H34ZM78 186H79V185H78ZM82 186H83V188H86L84 185H82ZM90 186H91V185H90ZM105 186H106V185H105ZM109 186H110V185H109ZM109 186H107V187H109ZM150 186H151V185H150ZM150 186H148V187L150 188ZM238 186H239V184H238ZM252 186H253V185H252ZM17 187H18V186H17ZM48 187H49V186H48ZM97 187H98V186H97ZM97 187H96V188H97ZM110 187H111V186H110ZM110 187L107 188V190L110 189ZM116 187H118V186H116ZM119 187H120V185H119ZM119 187H118V190H119ZM132 187H133V186H132ZM148 187H147V188H148ZM157 187H159V186H157ZM167 187H168V186H167ZM167 187H166V188H167ZM244 187H245V186H244ZM249 187H250V186H249ZM0 188H1V187H0ZM12 188H13V187H12ZM34 188H35V187H34ZM45 188H46V187H45ZM65 188H66V186H65ZM112 188H113V187H112ZM122 188H123V186H122ZM137 188L140 189L141 187L139 188V186H138ZM143 188H144V187H142V189H143ZM145 188H146V187H145ZM149 188H148V189H149ZM192 188H193V187H192ZM218 188H219V187H218ZM224 188H225V186H224ZM239 188H240V187H239ZM7 189H8V188H7ZM46 189H47V188H46ZM75 189H76V188H75ZM80 189H81V188H80ZM103 189H104V188H103ZM114 189H116V188H114ZM130 189H131V188H130ZM133 189H135V188H133ZM156 189H158V188H155V190H156ZM195 189H196V188H195ZM245 189H246V188H245ZM255 189H257V188H255ZM8 190H9V189H8ZM23 190H24V189H23ZM28 190H29V188H28ZM50 190H51V189H50ZM63 190H64V189H62V191H63ZM73 190H74V188H73ZM77 190H78V188H77ZM116 190H117V189H116ZM116 190H115V191H116ZM122 190H123V189H122ZM131 190H132V189H131ZM144 190H145V189H143V191H144ZM150 190H151V189H150ZM168 190H169V187H168ZM174 190H175V189H174ZM216 190H218V189H216ZM237 190H238V189H237ZM243 190H244V189H243ZM248 190L250 191L251 189L248 188ZM248 190H247V191H248ZM4 191H5V190H4ZM66 191H67V189H66ZM68 191H69V190H68ZM70 191H71V189H70ZM78 191H79V190H78ZM109 191H110V190H109ZM135 191H136V190H135ZM147 191H148V190H147ZM166 191H167V190H166ZM223 191H224V190H223ZM231 191H233V190H231ZM231 191H230V192H231ZM241 191H242V190H241ZM255 191H256V190H255ZM258 191H259V190H258ZM6 192H7V191H6ZM6 192H5V193H6ZM72 192H73V191H72ZM74 192H75V190H74ZM88 192H89V191H88ZM100 192H101V191H100ZM151 192H153V190H152ZM151 192H150L149 194H151ZM159 192H160V191H159ZM11 193H12V192H11ZM20 193H21V192H20ZM51 193H52V192H51ZM66 193H67V192H66ZM92 193H93V192H92ZM111 193H112V192H111ZM135 193H136V192H135ZM155 193H156V192H155ZM212 193H213V192H212ZM212 193H211V195H213ZM217 193H218V192H217ZM242 193H245V192L242 191ZM253 193H255V192H253ZM9 194H10V193H9ZM67 194H68V193H67ZM160 194H161V193H160ZM160 194H159V196H160ZM248 194H249V193H248ZM55 195H56V194H55ZM57 195H58V194H57ZM57 195H56V196H57ZM59 195H61V194L59 193ZM72 195H73V194H71V196H72ZM211 195H210V196H211ZM221 195H222V194H221ZM227 195H228V194H227ZM249 195H250V194H249ZM249 195H248V196H249ZM1 196H2V195H1ZM13 196H15V195H13ZM40 196H41V195H40ZM49 196H50V195H49ZM66 196H67V195H66ZM71 196H70V197H71ZM79 196H80V195H79ZM82 196H83V195H82ZM134 196H135V194H134ZM148 196H149V195H148ZM148 196H147L146 198H148ZM163 196H164V195H163ZM163 196H162V197H163ZM245 196H246L245 194H244V197H243V195H242L243 198H245ZM250 196H252V195H250ZM57 197H58V196H57ZM62 197H63V196H62ZM67 197H68V196H67ZM88 197H89V196H88ZM99 197H100V196H99ZM110 197H111V198H114V196H113V197L110 196ZM115 197H116V196H115ZM136 197H138V196H136ZM139 197H140V196H139ZM143 197H144V196H143ZM171 197H172V196H171ZM207 197H208V196H207ZM214 197H215V196H214ZM231 197H232V196H231ZM255 197H256V195H255ZM1 198H2V197H1ZM11 198H12V197H11ZM25 198H26V197H25ZM40 198H41V197H40ZM52 198H53V197H52ZM123 198H124V197H123ZM167 198H169V197L167 196ZM216 198H217V197H216ZM99 199H100V198H99ZM118 199H120V198H118ZM133 199H134V198H133ZM135 199H136V198H135ZM137 199H138V198H137ZM139 199H140V198H139ZM143 199H145V198H143ZM175 199H176V198H175ZM179 199H180V196H179ZM218 199H220V198H218ZM223 199H224V198H223ZM245 199H246V198H245ZM1 200L3 201V199H1ZM21 200H22V199H21ZM42 200H43V199H42ZM47 200H49V199H47ZM54 200H55V199H54ZM54 200H53V201H54ZM63 200H65V199L63 198ZM77 200H78V199H77ZM87 200H88V199H87ZM97 200H98V199H97ZM111 200H112V199H111ZM166 200H168V199H166ZM181 200H182V199H181ZM212 200H213V199H212ZM230 200H231V199H230ZM2 201H0V202H2ZM75 201H76V200H75ZM78 201H79V200H78ZM81 201H82V200H81ZM83 201H84V200H83ZM99 201H100V200H99ZM131 201H133V200H131ZM139 201H141V200H139ZM139 201H138V202H139ZM160 201H161V200H160ZM164 201H165V199H164ZM174 201H176V200H174ZM192 201H193V200H192ZM194 201H195V200H194ZM208 201H209V200H207V203H208ZM226 201H227V200H226ZM238 201H239V198H238ZM4 202H5V201H4ZM27 202H28V201H27ZM95 202H96V201H95ZM107 202H108V200H107ZM115 202H116V201H115ZM120 202H122V200H121ZM123 202H124V200H123ZM129 202H130V201H129ZM165 202H166V201H165ZM180 202H181V201H180ZM182 202H183V201H182ZM227 202H228V201H227ZM233 202H234V200H233ZM242 202H243V201H242ZM251 202H252V200H251ZM263 202H264V200H263ZM17 203H18V202H17ZM29 203H30V202H29ZM48 203H50V202H48ZM48 203H47V204H48ZM69 203H71V202H69ZM74 203H75V202H74ZM82 203H83V202H82ZM124 203H125V202H124ZM134 203H135V201H134ZM154 203H155V202H154ZM174 203H176V202H174ZM174 203H173V204H174ZM191 203H192V202H191ZM193 203H194V202H193ZM207 203H205V204H207ZM217 203H218V202H217ZM228 203L231 204V201L228 202ZM249 203H250V202H249ZM252 203H253V202H252ZM252 203H251V204H252ZM260 203H261V202H260ZM12 204H13V203H12ZM14 204H16V203H14ZM39 204H40V203H39ZM84 204H85V201H84ZM89 204H90V203H89ZM103 204H104V203H103ZM114 204H115V203H114ZM126 204H128V203H126ZM156 204H158V203H156ZM166 204H167V203H166ZM183 204H184V203H183ZM223 204H224V203H223ZM223 204H222V207H223ZM237 204H238V203H237ZM253 204H254V203H253ZM1 205H2V204H1ZM5 205H6V204H5ZM16 205H17V204H16ZM30 205H31V204H30ZM30 205H29V206H30ZM71 205H72V204H71ZM78 205H79V204H78ZM80 205H81V204H80ZM80 205H79V206H80ZM109 205H111V204H109ZM121 205H123V204H121ZM121 205H120V207H121ZM128 205H129V204H128ZM128 205H127V207H128ZM134 205H135V204H134ZM136 205H137V204H136ZM154 205H155V204H154ZM154 205H153V206H154ZM232 205H233V204H232ZM19 206H20V205H19ZM38 206L40 207V205H38ZM81 206H82V205H81ZM91 206H92V205H91ZM91 206H90V207H91ZM112 206H113V205H112ZM118 206H119V205H118ZM145 206H146V205H145ZM169 206H170V205H169ZM211 206H212V204H211ZM241 206H243V205H241ZM252 206H253V205H252ZM257 206H259V205H257ZM262 206H263V205H262ZM46 207H47V206H46ZM68 207L70 208L69 205H68ZM73 207H74V206H73ZM129 207H131V206L129 205ZM135 207H136V206H135ZM146 207H147V206H146ZM161 207H162V206H161ZM166 207H168V205H167ZM182 207H184V206H182ZM227 207H228V206H227ZM227 207H225L224 210H225ZM231 207H232V206H231ZM263 207H264V206H263ZM263 207H262V208H263ZM4 208H5V207H4ZM4 208H3V210H5ZM17 208H18V207H17ZM17 208H16V209H17ZM84 208H85V207H84ZM99 208H100V207H99ZM102 208H103V207H102ZM105 208H106V207H105ZM125 208H126V207H125ZM132 208H133V207H132ZM137 208H140V207H136L135 209H137ZM156 208H157V207H155L154 209H156ZM168 208H169V207H168ZM172 208H173V207H172ZM176 208L178 209V207H176ZM211 208H212V207H211ZM220 208H221V207H220ZM233 208H234V207H233ZM233 208H232V209H233ZM247 208H248V207H247ZM256 208H257V207H256ZM256 208H255V209H256ZM7 209H8V208H7ZM9 209H10V208H9ZM42 209H44V208H42ZM47 209H48V208H47ZM60 209H61V207H60ZM65 209H66V208H65ZM67 209H68V208H67ZM75 209L77 210L78 207L75 208ZM80 209H81V208H80ZM205 209H206V208H205ZM221 209H222V208H221ZM221 209H220V210H221ZM228 209H229V208H228ZM240 209H241V207H240ZM243 209H244V208H243ZM255 209H254V210H255ZM17 210H18V209H17ZM31 210H32V209H31ZM49 210H50V209H49ZM72 210H73V209H72ZM72 210H71V211H72ZM90 210H91V209H90ZM90 210H89V211H90ZM105 210H106V209H104V211H105ZM112 210H113V209H112ZM123 210H124V209H123ZM123 210H122V211H123ZM139 210H140V209H139ZM151 210H153V207H152ZM151 210H150V211H151ZM161 210H162V209H161ZM193 210H194V209H193ZM199 210H200V209H199ZM199 210H198V211H199ZM206 210H207V209H206ZM211 210H212V209H211ZM229 210H231V209H229ZM236 210H237V209H236ZM262 210H263V209H262ZM7 211H8V210H7ZM14 211H15V210H14ZM28 211H29V210H28ZM32 211H33V210H32ZM38 211H40V210H38ZM71 211H70V213H71ZM80 211H81V210H79V212H80ZM104 211H103V212H104ZM119 211H120V210H119ZM212 211H213V210H212ZM221 211H223V209H222ZM241 211H242V210H241ZM243 211H244V210H243ZM255 211H256V210H255ZM2 212H4V211H2ZM16 212H17V211H16ZM30 212H31V211H30ZM63 212H64V211H62V213H63ZM90 212H91V211H90ZM93 212H94V211H93ZM100 212H101V211H100ZM133 212H136V211H134V209H133ZM139 212H140V211H139ZM168 212H169V211H168ZM175 212H176V211H175ZM202 212H203V211H202ZM213 212H214V211H213ZM219 212H220V211H219ZM234 212H236V211H234ZM237 212H238V211H237ZM33 213H35V212H33ZM49 213H50V212H49ZM65 213H67V211H66ZM65 213H64V215H65ZM70 213H69V215H70ZM83 213L85 214V212H83ZM98 213H99V211H98ZM128 213H129V212H128ZM128 213H127V215H128ZM137 213H138V212H137ZM160 213H161V212H160ZM165 213H166V211H165ZM207 213H209V212H207ZM207 213H206V214H207ZM210 213H211V212H210ZM210 213H209V214H210ZM216 213H218V210H216ZM229 213H230V212H229ZM10 214H12V213H10ZM37 214H38V213H37ZM41 214H42V213H41ZM60 214H61V213H60ZM111 214H112V213H111ZM111 214H110V215H111ZM123 214H124V212H123ZM125 214H126V213H125ZM125 214H124V215H125ZM132 214H135V213H132ZM147 214H149V213H147ZM166 214H167V213H166ZM168 214H169V213H168ZM168 214H167V215H168ZM177 214H178V213H177ZM182 214L184 215V212H182ZM188 214H189V212H188ZM8 215H9V214H8ZM26 215H27V214H26ZM46 215H47V214H46ZM79 215H80V214H79ZM81 215H82V214H81ZM100 215H101V213H100ZM112 215H113V214H112ZM149 215H150V214H149ZM157 215H159V214H157ZM170 215H171V214H170ZM170 215H169V217H172V216H170ZM179 215H180V214H179ZM185 215H186V214H185ZM192 215H193V214H192ZM192 215H191V216H192ZM196 215H198V214H196ZM234 215H235V214H234ZM243 215H244V214H243ZM257 215H258V217H259V216H262V217H263V215H259V214H256V217H257ZM24 216H25V215H24ZM43 216H44V215H43ZM61 216H62V215H61ZM82 216H83V215H82ZM89 216H90V214H88V217H89ZM96 216H97V214H96ZM138 216H139V215H138ZM142 216H143V215H142ZM154 216H155V215H154ZM160 216H161V215H160ZM187 216H188V215H187ZM187 216H186V217H187ZM213 216H215V215H213ZM225 216H226V215H225ZM235 216H237V214H236ZM235 216H234V217H235ZM244 216H245V215H244ZM254 216H255V215H254ZM25 217H26V216H25ZM68 217H69V216H68ZM70 217H71V215H70ZM77 217H78V216H77ZM79 217H80V216H79ZM83 217H85V216H83ZM111 217L114 218L113 216H111ZM118 217H119V216H118ZM118 217H117V218H118ZM121 217H122V214H121ZM121 217H119V218H121ZM133 217H134V216H133ZM139 217H140V216H139ZM143 217H144V216H143ZM189 217H190V216H189ZM198 217H199V216H198ZM226 217H227V216H226ZM248 217H249V216H248ZM258 217H257V218H258ZM26 218H27V217H26ZM45 218H46V217H45ZM51 218H52V217H51ZM61 218H62V217H61ZM80 218H82V217H80ZM93 218H94V216H93ZM99 218H100V217H99ZM123 218H124V217H123ZM125 218H126V217H125ZM163 218H165V217H163ZM190 218H191V217H190ZM190 218H189V219H190ZM194 218H195V216H194ZM200 218H201V217H200ZM241 218H242V217H241ZM252 218H253V216H252ZM252 218H251V219H252ZM12 219H13V218H12ZM53 219H54V218H53ZM56 219H58V218L56 217ZM62 219H63V218H62ZM68 219H69V218H68ZM87 219H88V218H87ZM114 219H115V218H114ZM121 219H122V218H121ZM140 219H141V218H140ZM158 219H159V218H158ZM161 219H162V218H161ZM169 219H170V218H169ZM172 219H173V218H172ZM179 219H180V217H179ZM183 219H186V218H183ZM183 219H182V221H183ZM203 219H204V218H203ZM207 219H208V218H207ZM245 219H246V217L244 218V223L248 220V219H247V220H245ZM13 220H16V218L13 219ZM47 220H48V219H47ZM83 220H84V219H83ZM88 220H89V219H88ZM95 220H96V219H95ZM95 220H94V221H95ZM100 220H101V219H100ZM124 220H125V219H124ZM138 220H139V218H138ZM138 220L135 219V221H138ZM141 220H142V219H141ZM163 220H164V219H163ZM194 220H196V218H195ZM212 220H213V218H212ZM228 220H230V219H228ZM252 220H253V219H252ZM252 220H251V221H252ZM260 220H261V218H260ZM27 221H28V220H27ZM33 221H34V220H33ZM45 221H46V220H45ZM60 221H61V220H60ZM65 221H66V220H65ZM74 221H75V220H74ZM90 221H92V219H91ZM98 221H99V220H98ZM112 221H113V220H112ZM117 221H118V220H117ZM133 221H134V220H133ZM142 221H143V220H142ZM169 221H171V220H169ZM177 221H178V220H177ZM177 221H176V222H177ZM179 221H181V220H179ZM182 221H181V222H182ZM184 221H186V220H184ZM199 221H200V220H199ZM241 221H242V220H241ZM251 221L249 222L250 224H251ZM257 221H259V220H257ZM262 221H263V220H262ZM23 222H24V221H23ZM46 222H47V221H46ZM51 222H52V220H51ZM71 222H73V221H71ZM71 222H70V223H71ZM88 222H89V221H88ZM120 222H121V221H120ZM148 222H149V221H148ZM156 222H157V221H156ZM163 222H164V221H163ZM176 222H175V223H176ZM186 222H188V221H186ZM190 222H191V221H190ZM237 222H238V220H237ZM1 223L3 224V222H1ZM5 223H6V222H5ZM59 223H60V222H59ZM78 223H79V222H78ZM84 223H85V220H84ZM97 223H98V222H97ZM97 223H95V224H97ZM115 223H117L116 220H115V222H114L113 224H115ZM133 223H134V222H133ZM136 223H137V222H136ZM153 223H154V222H153ZM249 223H248V224H249ZM263 223H264V222H263ZM28 224H29V223H28ZM63 224H65V223H63ZM86 224H87V222H86ZM102 224H103V223H102ZM134 224H135V223H134ZM150 224H151V223H150ZM166 224H167V223H166ZM200 224H201V221H200ZM250 224H249V226H250ZM5 225H6V224H5ZM12 225H13V224H12ZM12 225H10V226L13 227ZM19 225H21V224H19ZM32 225H33V224H32ZM37 225H38V224H37ZM48 225H49V224H48ZM50 225H51V224H50ZM59 225H60V224H59ZM70 225H71V224H69L68 226H70ZM80 225H81V227H82L83 224H80ZM87 225H88V224H87ZM127 225H128V224H127ZM151 225H152V224H151ZM160 225H162V224H160ZM189 225H190V224H189ZM189 225L186 224L187 227H188ZM210 225H211V224H210ZM229 225H230V224H229ZM231 225H232V223H231ZM240 225H241V223H240ZM1 226H2V225H1ZM28 226H29V225H28ZM35 226H36V225H35ZM65 226H66V225H65ZM74 226H75V225H74ZM96 226H97V225H96ZM101 226H102V225H101ZM103 226H104V225H103ZM103 226H102V227H103ZM106 226L109 227V225H106ZM110 226H111V225H110ZM132 226H133V225H132ZM149 226H150V225H149ZM157 226H158V225H157ZM177 226H178V225H177ZM180 226H181V225H180ZM191 226H192V225H191ZM197 226H198V225H197ZM202 226H204V225H202ZM15 227H19V226L16 225ZM31 227H32V226H31ZM31 227H30V228H31ZM37 227H38V226H37ZM42 227H44V226H42ZM48 227H49V226H48ZM54 227H55V226H54ZM134 227H136V225H135ZM175 227H176V226H175ZM175 227H174V229H176ZM183 227H184V226H183ZM187 227H186V231H187ZM199 227H201V226H199ZM246 227H248V226H246ZM251 227H252V226H251ZM19 228H20V227H19ZM22 228H24L23 225H22ZM33 228H34V227H33ZM35 228H36V227H35ZM45 228H46V227H45ZM50 228H51V227H50ZM61 228H62V227H61ZM61 228H59V229H61ZM82 228H83V227H82ZM84 228H85V227H84ZM84 228H83V229H84ZM97 228H98V227H97ZM106 228H107V227H106ZM109 228H110V227H109ZM124 228H127V227H124ZM128 228H129V227H128ZM143 228H144V227H143ZM157 228H158V227H157ZM178 228H179V227H178ZM234 228H235V227H234ZM240 228H242V227H240ZM244 228H245V227H244ZM252 228H253V227H252ZM252 228H249V229H252ZM254 228H255V227H254ZM10 229H11V228H10ZM15 229H16V228H15ZM37 229H38V228H37ZM47 229H48V228H47ZM62 229H63V228H62ZM83 229H82V232H81V231H80V232L77 231L78 233H80V234H79L80 237L78 236L76 240H78V238H82V237H81V236H82L81 234L84 232ZM146 229H147V228H146ZM155 229H156V228H155ZM169 229H171V226H170ZM174 229H173V230H174ZM184 229H185V228H184ZM184 229H183V230H184ZM188 229H191V227L189 226ZM195 229H196V228H195ZM195 229H194V230H195ZM231 229H232V228H231ZM12 230H13V229H12ZM12 230H11V232H12ZM29 230H30V229H29ZM29 230H28V231H29ZM38 230H39V229H38ZM42 230H43V229H42ZM44 230H45V229H44ZM51 230H52V229H51ZM51 230H50V231H51ZM84 230H86V228H85ZM100 230L103 231L101 228H100ZM109 230L111 231V229H109ZM140 230H141V229H140ZM161 230L163 231V229H161ZM161 230H159V231H161ZM164 230H165V228H164ZM207 230H208V229H207ZM232 230H233V229H232ZM236 230H237V229H236ZM1 231H2V230H1ZM23 231H25V230H23ZM28 231H27V233H28ZM53 231H54V230H53ZM55 231H56V230H55ZM57 231H58V227H57ZM60 231H61V230H60ZM95 231H96V230H95ZM104 231H107V230L104 229ZM141 231H142V230H141ZM167 231H170V230H167ZM174 231H175V230H174ZM174 231H173V232H174ZM178 231H179V230H178ZM178 231H177V232H178ZM190 231H191V230H190ZM205 231H206V230H205ZM209 231H210V230H209ZM246 231H247V230H246ZM259 231H260V230H259ZM6 232H8V231H6ZM9 232H10V231H9ZM21 232H22V231H21ZM21 232H20V233H21ZM31 232H32V233L29 232V235H30V236L33 235V231H31ZM42 232H43V231H42ZM51 232H52V231H51ZM51 232H50V233H51ZM63 232H64V231H63ZM124 232H125V231H124ZM149 232H150V231H149ZM163 232H164V231H163ZM165 232H166V231H165ZM181 232H182V229H181ZM188 232H189V231H188ZM227 232H228V231H227ZM248 232H249V231H248ZM20 233H19V235H20ZM50 233H49V234H50ZM54 233H55V232H54ZM58 233H60V232H58ZM90 233H91V232H90ZM93 233H95V232H92L91 234H93ZM103 233H105V232H103ZM108 233H109V232H108ZM122 233H123V232H122ZM122 233H121V234H122ZM143 233H144V232H143ZM157 233H158V232H157ZM157 233H156V234H157ZM159 233H160V232H159ZM161 233H162V232H161ZM168 233L170 234L171 232H168ZM168 233H167V235H168ZM184 233H185V232H184ZM202 233H204V232H202ZM229 233H230V232H229ZM244 233H245V232H244ZM258 233H259V232H258ZM36 234H38V232H36ZM36 234H35V232H34V235H35V236H36ZM61 234H62V233H61ZM63 234H64V233H63ZM69 234H70V233H69ZM96 234H97V233H96ZM98 234H99V230H98ZM114 234H115V233H114ZM121 234H119V235H121ZM133 234H134V233H133ZM141 234H142V233H141ZM149 234H150V233H149ZM151 234H152V233H151ZM186 234H187V233H186ZM223 234H224V232H223ZM225 234H226V233H225ZM238 234H240V233H238ZM246 234H247V232H246ZM246 234H245V235H246ZM9 235H11V234H9ZM12 235L14 236V234H12ZM27 235H28V234H27ZM29 235H28V236H29ZM34 235H33V236H34ZM47 235H48V234H47ZM51 235H52V234H51ZM86 235H87V234H86ZM101 235H102V233H101ZM101 235L99 234V237H98V238H101V237H100ZM103 235H104V234H103ZM157 235H158V234H157ZM157 235H156V238H157ZM181 235H182V234H181ZM184 235H185V234H184ZM188 235H189V234H188ZM194 235H195V234H194ZM194 235H193V236H194ZM207 235H208V234H207ZM209 235H210V234H209ZM230 235H231V234H230ZM230 235H228V236H230ZM240 235H241V234H240ZM23 236H25L24 238H25L26 240H28V238H30V237H28V236H26V235H23ZM23 236H21V237H23ZM35 236L33 237L32 240H34ZM53 236H54V234H53ZM90 236H92V235H90ZM90 236L87 235L86 237H85V236H84V237H85L86 239H88V237L91 239ZM93 236H94V235H93ZM96 236H97V235H96ZM130 236H132V235H130ZM161 236L163 237V238H162V240H163V239H164V235H161ZM165 236H166V235H165ZM172 236H173V235H172ZM198 236H199V235H198ZM226 236H227V234H226ZM238 236H239V235H237V237H238ZM248 236H249V234H248ZM263 236H264V235H263ZM11 237H12V236H11ZM17 237H18V236H17ZM17 237H16V238H17ZM27 237H28V238H27ZM56 237H57V235H56ZM64 237H66V236L64 235ZM117 237H119V236L117 235ZM140 237H141V236H140ZM158 237H159V235H158ZM170 237H171V236H170ZM174 237H175V236H174ZM185 237H187V235H185ZM203 237H204V236H203ZM224 237H225V236H224ZM234 237H235V236H234ZM244 237H245V236H244ZM246 237H247V236H246ZM256 237H257V236H256ZM58 238H59V237H58ZM70 238H72L71 235H70ZM85 238H84L83 240L86 241ZM129 238H130V237H129ZM129 238H127L128 241H129ZM176 238H177V237H176ZM176 238H175V239H176ZM178 238H179V237H178ZM212 238H213V237H212ZM10 239H11V238H10ZM12 239H13V238H12ZM21 239H22V238H21ZM30 239H31V238H30ZM48 239H49V238H48ZM65 239H66V238H65ZM93 239H94V238H93ZM101 239H102V238H101ZM117 239H118V238H117ZM130 239H131V238H130ZM183 239H184V238H183ZM187 239H188V238H186V240H187ZM191 239H192V238H191ZM209 239H210V238H209ZM209 239H208V241H209ZM246 239H247V238H246ZM7 240H8V239H7ZM32 240H31V243H33ZM36 240L38 241V238H37ZM36 240H35V241H36ZM80 240L82 241V239H80ZM80 240H79L78 242H80ZM91 240H92V239H91ZM99 240H100V239H99ZM111 240H112V239H111ZM114 240H115V239H114ZM114 240H112V241H114ZM122 240H123V239H122ZM135 240H136V239H135ZM143 240H144V239H143ZM148 240H149V239H148ZM166 240H167V239H166ZM166 240H165V241H166ZM172 240H173V239H172ZM172 240H171V241H172ZM217 240H218V239H217ZM220 240H222V239H220ZM220 240H219V241H220ZM0 241H1V240H0ZM5 241H6V240H5ZM17 241H19L18 244L21 242V240H20V236H19V240H17ZM22 241L24 242V240H22ZM35 241H34V242H35ZM66 241H67V240H66ZM68 241H69V240H68ZM101 241H102V240H101ZM149 241H150V240H149ZM149 241H148V243H149ZM152 241H153V240H152ZM154 241H155V240H154ZM156 241H157V240H156ZM181 241H182V240H181ZM204 241H205V240H204ZM208 241H206V243H207ZM249 241H250V240H249ZM249 241H248V242H249ZM254 241H255V240H254ZM261 241H262V240H261ZM13 242H14V241H13ZM26 242H27V241H25L26 246H27V245L30 246L31 243H30V244H27ZM60 242H61V241H60ZM60 242H59V243H60ZM62 242H63V241H62ZM73 242H74V241H73ZM86 242H88V241H86ZM122 242H123V241H122ZM166 242H167V241H166ZM169 242H170V241H169ZM174 242H176V240H175ZM177 242H178V240H177ZM197 242H198V241H197ZM200 242H201V241H200ZM215 242H216V241H215ZM230 242H231V241H230ZM246 242H247V241H246ZM9 243H10V242H9ZM35 243H37V242H35ZM82 243H83V242H82ZM144 243H145V242H144ZM148 243H147V244H148ZM158 243H159V241H158ZM191 243H192V245H193V242H191ZM191 243H190V244H191ZM195 243H196V242H195ZM195 243H194V244H195ZM204 243H205V242H204ZM212 243H213V241H212ZM233 243H234V242H233ZM235 243H236V241H235ZM260 243H261V242H260ZM16 244H17V243H16ZM21 244H22V243H21ZM38 244H40V243H38ZM52 244H53V243H52ZM63 244H65V243H63ZM84 244H85V243H84ZM89 244H90V243H89ZM89 244H88V245H89ZM123 244L126 245L125 243H123ZM127 244H128V243H127ZM147 244H146V246H147ZM156 244H157V243H156ZM161 244H162V243H161ZM174 244H176V243H174ZM197 244H198V243H197ZM199 244H200V243H199ZM213 244H214V243H213ZM226 244H227V242H226ZM7 245H8V243H6V246H7ZM9 245H11V244H9ZM9 245H8V246H9ZM12 245H13V244H12ZM12 245H11V246H12ZM33 245H35V244H33ZM33 245L31 246L32 248L29 247L28 250H27V249H26L27 247L22 248V247L24 246V244H23V246H21V249L29 251V249H33ZM50 245H51V244H50ZM58 245H59V244H58ZM71 245H72V244H71ZM73 245H74V244H73ZM73 245H72V246H73ZM77 245H78V244H77ZM105 245H106V244H105ZM117 245H118V243H117ZM120 245H122V244H120ZM131 245H132V244H131ZM134 245H135V243H134ZM142 245H143V244H142ZM142 245H141V246H142ZM148 245H149V244H148ZM151 245H152V244H151ZM151 245H150V247H151ZM154 245H155V244H154ZM162 245H163V244H162ZM205 245H206V244H205ZM205 245H204V247H207V246H205ZM241 245H242V244H241ZM241 245H240V247H241ZM252 245H253V244H252ZM258 245H259V244H258ZM1 246H2V245H1ZM8 246H7V247H8ZM55 246H56V245H55ZM65 246H66V245H65ZM82 246H84V245H82ZM146 246H143V247H146ZM152 246H153V245H152ZM160 246H161V245H160ZM225 246H226V245H225ZM237 246H238V245H237ZM261 246H262V245H261ZM4 247H5V246H4ZM19 247H20V246H18V248H19ZM34 247H35V246H34ZM56 247H57V246H56ZM61 247H62V246H61ZM61 247H60V248H61ZM63 247H64V246H63ZM91 247H92V244H91ZM118 247H119V245H118ZM118 247H115L114 249L116 250V248L118 249ZM137 247H138V246H136V249H137ZM150 247H149V248H150ZM156 247H157V246H156ZM156 247H155V248H156ZM199 247H200V246H199ZM246 247H247V246H246ZM8 248H9V247H8ZM15 248H16V245H15ZM18 248H16V249H18ZM39 248H40V247H39ZM39 248H38V249H39ZM43 248H44V247H43ZM43 248H41V249H43ZM53 248H54V247H53ZM78 248H81V247H78ZM83 248H84V247H83ZM83 248H82V249H83ZM129 248H130V247H129ZM149 248H148V249H149ZM153 248H154V247H153ZM174 248H175V247H174ZM207 248H208V247H207ZM207 248H206V249H207ZM238 248H239V247H238ZM254 248H255V247H254ZM10 249H11V248H10ZM10 249H9V250H10ZM21 249H20V250H21ZM41 249H39V250H41ZM65 249H66V248H65ZM68 249H69V247H68ZM89 249H90V248H89ZM101 249H102V247H101ZM111 249H112V248H111ZM114 249H113V250H114ZM125 249H126V248H125ZM130 249H131V248H130ZM161 249H162V248H161ZM165 249H166V248H164L163 250L165 251ZM169 249H170V247H169ZM209 249H210V248H209ZM209 249H208V250H209ZM4 250H5V249H4ZM12 250H13V249H11V251H12ZM14 250H15V249H14ZM14 250H13V251H14ZM20 250H18V251L16 250L17 252L15 251V253H19ZM39 250H38V251L36 250L37 253H36L35 255L38 256V252H41V251H39ZM75 250H76V249H75ZM159 250H160V249H159ZM163 250H162V254H163ZM201 250H202V249H201ZM201 250H200V251H201ZM210 250H211V249H210ZM210 250H209V251H210ZM217 250H218V248H217ZM223 250H224V249H223ZM243 250H244V249H243ZM249 250H250V249H249ZM36 251H35V252H36ZM43 251H45V248L43 249ZM43 251H42V252H43ZM50 251H51V250H50ZM53 251H54V250H53ZM64 251H65V250H64ZM79 251H80V250H79ZM83 251H84V250H83ZM83 251H82V253H83ZM86 251L88 252V249H87V248H86V250H85L84 252H86ZM92 251H93V250H92ZM100 251H101V250H100ZM133 251H134V250H133ZM145 251H147V250H145ZM150 251H151V250H150ZM154 251H156V250L154 249ZM195 251H196V250H195ZM218 251H219V250H218ZM224 251H225V250H224ZM229 251H230V250H229ZM229 251L227 252V254H228V253H229V254L231 253V252H229ZM233 251H234V249H233ZM33 252H34V251L31 252V255H32ZM45 252H46V251H45ZM65 252H66V251H65ZM68 252H69V251H68ZM87 252H86V254H87ZM93 252H94V251H93ZM108 252H109V251H108ZM111 252L113 253V251H111ZM111 252H109V253H111ZM127 252H128V251H127ZM134 252H135V251H134ZM210 252H211V251H210ZM212 252H213V251H212ZM212 252H211V253H212ZM219 252H220V251H219ZM20 253H22V252L20 251ZM27 253H28V252H27ZM29 253H30V251H29ZM29 253H28V254H29ZM47 253H48V255H50L48 251H47ZM66 253H67V252H66ZM80 253H81V252H79V254H80ZM120 253H121V252H120ZM184 253H185V252H184ZM208 253H209V252H208ZM208 253H206V254H208ZM237 253H238V252H237ZM5 254H6V253L1 254V255L5 256ZM7 254H8V253H7ZM7 254H6V256H7ZM12 254H13V252H12ZM24 254H26V253H24ZM42 254H43V253H42ZM45 254H46V253H45ZM69 254H70V253H69ZM74 254H76V252H75ZM79 254H78V255H79ZM127 254H128V253H127ZM138 254H139V253H138ZM160 254H161V253H160ZM217 254L220 255L219 253H217ZM217 254H216V255H217ZM225 254H226V253H225ZM227 254H226V255H227ZM229 254H228V256H229ZM242 254H243V252H242ZM242 254H241V255H242ZM258 254H260V253H258ZM19 255H21V254H19ZM29 255H30V254H29ZM46 255H47V254H46ZM46 255H45V256H46ZM80 255H81V254H80ZM98 255H99V254H98ZM106 255H107V253H106ZM112 255H113V254H112ZM112 255H111V256H112ZM123 255H124V254H123ZM140 255H141V254H140ZM167 255H168V254H167ZM231 255H232V253H231ZM249 255H250V254H249ZM262 255H263V254H262ZM6 256L3 257L2 259L6 258ZM13 256H14V255H13ZM15 256H16V255H15ZM15 256H14V257H15ZM32 256H33L34 258L37 257V256H34V255H32ZM32 256H31V257H32ZM60 256H61V255H60ZM67 256H68V254H67ZM69 256H70V255H69ZM81 256H83V255H81ZM92 256H93V255H92ZM94 256H95V255H94ZM114 256H115V254H114ZM119 256H121V255H119ZM125 256H127V255H125ZM142 256H143V255H142ZM170 256H171V255H170ZM193 256H194V255H193ZM203 256H206V255H203ZM209 256H211L210 253H209ZM214 256H215V254H214ZM8 257H9V256H8ZM8 257H7V258H8ZM22 257H23V256H22ZM26 257H27V254H26ZM42 257H44V256H42ZM54 257H55V255H54ZM78 257H79V256H78ZM117 257H118V255H117ZM131 257H132V256H131ZM140 257H141V256H140ZM163 257H164V256H163ZM168 257H169V256H168ZM201 257H202V256H200V258H201ZM211 257H212V256H211ZM234 257H235V256H234ZM261 257H263V256H261ZM7 258H6V261L8 260ZM11 258H12V257H11ZM39 258H40V257H39ZM55 258H56V257H55ZM70 258H72V257H70ZM75 258H76V256H75ZM135 258H136V256H135ZM141 258H142V257H141ZM164 258H165V257H164ZM215 258H216V257H215ZM228 258H231V257H228ZM228 258H227V260H228ZM238 258H239V256H238ZM242 258H243V256H242ZM242 258H241V259H242ZM259 258H260V257H258V259H259ZM14 259H17V258H14ZM21 259H22V258H21ZM35 259H36V258H35ZM42 259H43V258H42ZM51 259H52V258H51ZM64 259H65V258H64ZM67 259H69V257H67ZM80 259L82 260V257H80L79 260H80ZM125 259H126V258H125ZM132 259H133V257H132ZM189 259H190V258H189ZM239 259H240V258H239ZM263 259H264V258H263ZM12 260H13V259H12ZM22 260H23V259H22ZM43 260H45V259H43ZM55 260H56V259H55ZM57 260H58V258H57ZM61 260H62V258H61ZM76 260H77V259H76ZM95 260H96V259H95ZM103 260H104V259H103ZM128 260H131V259L128 258ZM183 260H184V259H183ZM186 260H187V259H186ZM199 260H200V259H199ZM204 260H205V259H204ZM206 260H207V259H206ZM224 260H226V258H225ZM236 260H237V259H236ZM1 261H2V260H1ZM6 261H5V262H6ZM15 261H16V260H15ZM45 261H46V260H45ZM51 261H53V260H51ZM51 261H49V262H51ZM59 261H60V260H59ZM87 261H88V260H87ZM119 261H121V260H119ZM119 261H118V262H119ZM197 261H198V260H197ZM214 261H215V260H214ZM214 261L212 260L213 263H214ZM255 261H257V260H255ZM258 261H259V260H258ZM2 262H3V261H2ZM9 262H11V260H10ZM12 262H13V261H12ZM25 262H26V261H25ZM41 262H42V261H41ZM67 262H68V264H69L70 261H67V260H66L64 263H67ZM76 262H77V261H76ZM78 262L80 263L81 261H78ZM78 262H77V263H78ZM83 262H85V261H83ZM83 262H81V263H83ZM116 262H117V261H116ZM126 262L128 263V261H126ZM126 262H125V263H126ZM136 262H137V261H136ZM179 262H180V261H179ZM191 262H192V261H191ZM198 262H199V261H198ZM202 262H203V260H202ZM202 262H201V264H203ZM204 262H205V261H204ZM206 262H208V261H206ZM13 263H14V262H13ZM20 263H21V262H20ZM28 263H29V262H28ZM55 263H56V262H55ZM79 263H78V264H79ZM125 263H124V264H125ZM157 263H158V262H157ZM221 263H222V262H221ZM221 263H220V264H221ZM233 263H235V262H233ZM233 263H232V264H233ZM249 263H250V262H249ZM256 263H257V262H256ZM25 264H26V263H25ZM41 264H42V263H41ZM44 264H45V263H44ZM46 264H47V263H46ZM56 264H57V263H56ZM58 264H59V262H58ZM61 264H62V263H61ZM72 264H73V263H72ZM75 264H76V263H75ZM91 264H92V263H91ZM129 264H130V263H129ZM132 264H134V263H132ZM151 264H153V263H151ZM164 264H165V263H164ZM180 264H181V263H180ZM191 264H192V263H191ZM229 264H230V263H229ZM237 264H238V263H237ZM251 264H252V263H251ZM257 264H258V263H257Z\"/></svg>", "mask_w": 264, "mask_h": 264}]
</instances>
